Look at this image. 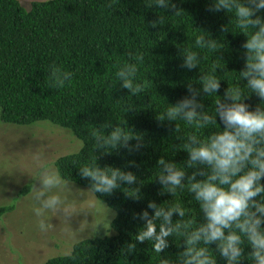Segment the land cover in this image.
I'll return each instance as SVG.
<instances>
[{
    "label": "trees",
    "instance_id": "trees-1",
    "mask_svg": "<svg viewBox=\"0 0 264 264\" xmlns=\"http://www.w3.org/2000/svg\"><path fill=\"white\" fill-rule=\"evenodd\" d=\"M172 2L178 13L174 9L149 7L151 0H34L29 9L20 0H0L2 122L26 126L48 121L79 139L82 143L79 150L54 160L57 171L67 182L89 189V181L78 174L80 167L92 164L120 167L136 174L142 194L139 201L129 197L135 191L128 187H136L135 184L122 185L110 195L94 193L118 211L111 224L114 234L76 241L69 253L52 256L43 264H159L150 242L138 244L132 255L126 251L132 233L142 224L132 219V213L146 208L148 200L163 202L162 206L178 202L186 210L185 220L190 218L195 223L202 220L198 205L186 190H178L174 197L158 195L155 164L164 157L182 167L187 153L181 150V138L193 131L206 138L219 125L196 130L195 125L188 127L177 121L179 131L174 132V122H158L155 116L165 111L168 103L189 95L185 83L197 82L200 74L211 71L213 63L218 65L215 74L222 80L218 95L237 85L247 94L243 87L246 81H240L237 73L244 66V50L240 45L246 37L235 27L231 13L207 10L210 0ZM158 16L163 18V25L150 27V22ZM222 26L226 31H221ZM196 35L217 39V52L194 48ZM186 49L200 54L197 69L179 66L180 54ZM137 56L143 59L137 61L134 59ZM124 62L137 64L136 82L143 85V92L136 96L121 89L115 78V72ZM50 65L71 72V81L62 88L50 86ZM220 98L216 94L202 98L209 114L213 112L214 101ZM244 102L255 107L259 98L253 94ZM117 124L126 131L142 133L145 146L131 155L125 149L100 155L94 149L91 132L94 129L107 132L110 128L104 129L105 125ZM128 160H134L138 167L128 166ZM10 209L11 206L0 207V215ZM177 218L174 214L173 220ZM169 240L166 256L175 261L182 237L173 236ZM217 264L224 262L217 257Z\"/></svg>",
    "mask_w": 264,
    "mask_h": 264
},
{
    "label": "clouds",
    "instance_id": "clouds-1",
    "mask_svg": "<svg viewBox=\"0 0 264 264\" xmlns=\"http://www.w3.org/2000/svg\"><path fill=\"white\" fill-rule=\"evenodd\" d=\"M148 6L164 11L174 9V13H178L172 0H151ZM207 10L231 13L235 27L246 37L240 45L244 50V66L237 73L240 81H246L243 87L248 92L245 94L237 85L227 87L222 96L218 95L222 80L217 78L218 65L213 63L211 71L200 74L197 82L189 80L185 83L189 95L168 103L165 111L156 114L158 122H174V132L179 131L177 121H183L188 127L195 125L196 130L219 125L218 130L210 132L206 138L197 135V131L181 138V150L187 153L182 167L164 157L157 159L155 164L158 174L154 181L160 186L158 195L174 197L178 190H186L198 205L202 220L199 223L190 218L185 220L186 210L178 202L162 206L163 202L158 204L148 200L146 208L132 213V219L142 221V224L132 233L126 251L132 255L138 244L150 242L152 252L159 257V264H217V257L224 264H241L242 261L264 264V183L261 182L264 180V0H210ZM157 25H163L160 16L150 22L152 28ZM221 31H226L225 26ZM193 44L196 49L210 52H217L219 48L217 39L204 35H196ZM180 56L181 68H198L201 56L197 51L186 49ZM134 59L138 61L143 57ZM137 72L134 62H124L115 72L119 87L132 96L143 92V85L136 82ZM72 75L50 65L49 85L62 88L71 81ZM212 94L221 98L214 101L213 112L209 114L202 98ZM253 94L259 98L255 107L244 102ZM109 128L107 132L99 129L91 132L94 149L100 155L119 153L120 149L131 155L145 146L142 133L126 131L119 124L104 126V129ZM133 140L135 143H130ZM127 165L138 167L134 160H128ZM189 169L192 171L187 174ZM78 174L89 181V190L93 193L110 195L122 185L135 184L136 187H128L135 191L129 197L134 201L142 199L138 178L132 171L92 164L80 167ZM33 180L39 185L34 183L32 192L36 228L46 232L50 227L48 214L65 211L63 192L69 184L59 171L48 167L41 168ZM174 214L178 217L175 220ZM117 215L118 211L110 209L107 220L112 224ZM101 229L103 236L110 235L101 221L90 238L100 236ZM173 236L182 237L183 241L175 261L165 252L169 238Z\"/></svg>",
    "mask_w": 264,
    "mask_h": 264
},
{
    "label": "rangeland",
    "instance_id": "rangeland-1",
    "mask_svg": "<svg viewBox=\"0 0 264 264\" xmlns=\"http://www.w3.org/2000/svg\"><path fill=\"white\" fill-rule=\"evenodd\" d=\"M20 1L29 9L34 0ZM81 146L69 130L48 121L22 126L0 118V207L11 206L0 215V264H43L52 256L69 253L73 244L90 237L101 221L110 235L114 234L107 220L112 208L88 188L72 182L63 192L65 211L48 214L46 232L36 228L33 178L41 168L57 170L54 160ZM100 231L98 237H103V229Z\"/></svg>",
    "mask_w": 264,
    "mask_h": 264
}]
</instances>
